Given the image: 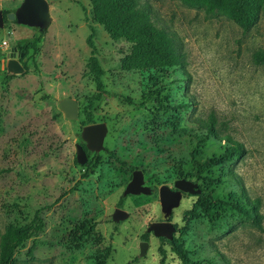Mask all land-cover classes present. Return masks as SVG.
<instances>
[{
    "label": "rangeland",
    "instance_id": "374dc122",
    "mask_svg": "<svg viewBox=\"0 0 264 264\" xmlns=\"http://www.w3.org/2000/svg\"><path fill=\"white\" fill-rule=\"evenodd\" d=\"M21 1L0 0V11L14 13ZM46 1V29L7 18L0 26L6 48L40 36L35 52L23 57L16 49L24 66L19 76L5 75L0 49V231L29 224L35 212L43 222L41 232L15 249L14 264H158L159 248L165 264H182L170 245L145 232L159 220L157 189L172 188L178 179L199 189L184 195L169 220L175 226L170 241L190 261L264 264V63L253 61L264 49V5L243 33L225 18H206L177 0H136L185 54L183 70L159 74L120 69L129 45L110 40L91 20L89 0ZM90 28L105 94L86 109L96 92L86 65ZM62 98L77 101L75 120L63 117ZM87 112L90 124H105L106 134L103 150L89 153L92 173L84 177L74 144L83 146ZM209 117L217 134L241 144L244 154L197 177L194 159L202 162L224 149L211 138L196 145L205 133L198 120ZM135 170L151 193L122 196ZM240 190L259 200L260 230L227 204L228 194ZM114 208L127 219L112 222Z\"/></svg>",
    "mask_w": 264,
    "mask_h": 264
},
{
    "label": "trees",
    "instance_id": "16d2710c",
    "mask_svg": "<svg viewBox=\"0 0 264 264\" xmlns=\"http://www.w3.org/2000/svg\"><path fill=\"white\" fill-rule=\"evenodd\" d=\"M182 6L200 11L206 18L221 16L237 26L243 33L247 32L257 21L264 5V0H177ZM91 20L101 26L108 38L112 41L122 40L129 45L127 53L120 60L122 71L131 70H152L155 73L163 74L168 69L179 68L183 70L185 66V54L180 41L172 32L164 28L157 27L150 19L146 6H138L136 0H89ZM2 22L5 21L7 13H2ZM86 37L85 42L90 49L87 58L88 72L92 76L95 87V94L87 99V108L93 107L94 101H99L105 94L101 82L103 71L95 55V48L91 41L92 29ZM40 36L33 40L17 44L16 49L26 56L28 50L36 51ZM22 58L18 59L21 62ZM255 64L264 63V49L259 50L253 57ZM23 68V64L21 65ZM85 109V110H86ZM87 124L91 122V115L87 112L85 116ZM198 128L205 131L201 138H196V145L202 144L211 138L224 144L223 152L217 156L207 158L202 162L194 159L195 174L197 177L211 167L222 166L234 159L240 158L244 154L241 144L232 140L228 135L219 136L215 129V120L209 117L206 121L198 120ZM198 155L197 146L194 148ZM87 159L89 156L88 151ZM114 157V156H113ZM116 161H118L115 158ZM85 167L84 177L92 173L88 160L82 165ZM232 181L237 184L233 179ZM212 181L207 180L210 185ZM202 196V195H201ZM227 204L230 208L243 214L250 224L260 230L261 215L258 212L259 200H250L242 190L237 195L231 192L227 196ZM175 229V226H173ZM43 222L35 212L31 221L23 226H7L0 231V264H14L13 253L24 241L41 232ZM146 233L141 237L145 239ZM159 240L171 246V250L182 264H194L190 261L185 251L174 241L164 238ZM34 248L32 241L27 249L30 256ZM158 264H165V252L162 248L158 250Z\"/></svg>",
    "mask_w": 264,
    "mask_h": 264
},
{
    "label": "water",
    "instance_id": "95a60500",
    "mask_svg": "<svg viewBox=\"0 0 264 264\" xmlns=\"http://www.w3.org/2000/svg\"><path fill=\"white\" fill-rule=\"evenodd\" d=\"M7 20L15 21L19 25L34 27L38 26L39 31L46 29L51 18L48 13L46 0H22L14 13L6 15ZM2 14L0 11V26ZM16 48H7L2 54L5 56L6 76H19L24 72L23 67L14 57ZM22 56V53H19ZM58 107L66 120H75L78 115V103L71 98H62L58 101ZM106 134V126L103 123L89 124L83 126L80 131L81 144L75 143L74 150L75 163L82 166L87 160L85 151L97 153L103 150V139ZM73 136L70 135V138ZM151 190L144 185L141 172L135 170L131 172L129 182L126 184L122 196L127 195H149ZM199 193L197 185L185 179L175 180L172 188L162 185L157 189V200L159 206V220L151 223L145 230L153 237L164 238L168 241L172 239L175 229L171 224V213L179 209L184 195H196ZM128 213L120 208H114L111 214L112 222L116 223L127 219ZM146 247L145 242L139 243V253L143 254Z\"/></svg>",
    "mask_w": 264,
    "mask_h": 264
},
{
    "label": "built area",
    "instance_id": "2783aa9c",
    "mask_svg": "<svg viewBox=\"0 0 264 264\" xmlns=\"http://www.w3.org/2000/svg\"><path fill=\"white\" fill-rule=\"evenodd\" d=\"M6 46H7V45H6V42H5V41H2V42L0 43V49H1V50H3V49H4V50L7 49Z\"/></svg>",
    "mask_w": 264,
    "mask_h": 264
},
{
    "label": "flooded vegetation",
    "instance_id": "af4514ba",
    "mask_svg": "<svg viewBox=\"0 0 264 264\" xmlns=\"http://www.w3.org/2000/svg\"><path fill=\"white\" fill-rule=\"evenodd\" d=\"M4 56V55H3ZM4 58H5V56H4ZM5 60H6V58H5ZM86 153V152H85ZM88 153H90V152H88ZM86 156H87V153H86Z\"/></svg>",
    "mask_w": 264,
    "mask_h": 264
}]
</instances>
